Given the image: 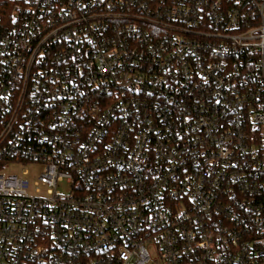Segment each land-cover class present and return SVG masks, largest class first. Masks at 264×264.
<instances>
[{
	"label": "built area",
	"instance_id": "built-area-1",
	"mask_svg": "<svg viewBox=\"0 0 264 264\" xmlns=\"http://www.w3.org/2000/svg\"><path fill=\"white\" fill-rule=\"evenodd\" d=\"M7 1L0 264H264V0Z\"/></svg>",
	"mask_w": 264,
	"mask_h": 264
},
{
	"label": "rangeland",
	"instance_id": "rangeland-1",
	"mask_svg": "<svg viewBox=\"0 0 264 264\" xmlns=\"http://www.w3.org/2000/svg\"><path fill=\"white\" fill-rule=\"evenodd\" d=\"M41 169L42 167L38 165L12 163L9 164L1 173L5 175H20L24 170H27L29 172V175L26 177V179L30 182V186H32V183L37 179ZM61 190L64 192V189ZM30 194H33L32 190L30 191Z\"/></svg>",
	"mask_w": 264,
	"mask_h": 264
},
{
	"label": "trees",
	"instance_id": "trees-1",
	"mask_svg": "<svg viewBox=\"0 0 264 264\" xmlns=\"http://www.w3.org/2000/svg\"><path fill=\"white\" fill-rule=\"evenodd\" d=\"M11 4L7 0H0V16L6 20Z\"/></svg>",
	"mask_w": 264,
	"mask_h": 264
}]
</instances>
